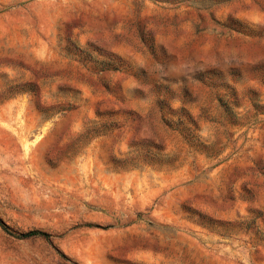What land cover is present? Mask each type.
Instances as JSON below:
<instances>
[{
	"label": "rangeland",
	"instance_id": "rangeland-1",
	"mask_svg": "<svg viewBox=\"0 0 264 264\" xmlns=\"http://www.w3.org/2000/svg\"><path fill=\"white\" fill-rule=\"evenodd\" d=\"M0 264H264V0H0Z\"/></svg>",
	"mask_w": 264,
	"mask_h": 264
},
{
	"label": "trees",
	"instance_id": "trees-1",
	"mask_svg": "<svg viewBox=\"0 0 264 264\" xmlns=\"http://www.w3.org/2000/svg\"><path fill=\"white\" fill-rule=\"evenodd\" d=\"M28 86H29V84H28ZM34 234V233H33ZM33 234H27V235H33Z\"/></svg>",
	"mask_w": 264,
	"mask_h": 264
}]
</instances>
